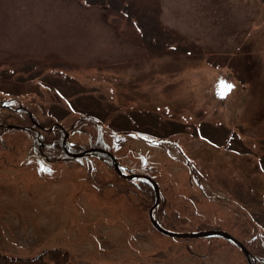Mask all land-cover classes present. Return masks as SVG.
I'll list each match as a JSON object with an SVG mask.
<instances>
[{
    "label": "rangeland",
    "instance_id": "374dc122",
    "mask_svg": "<svg viewBox=\"0 0 264 264\" xmlns=\"http://www.w3.org/2000/svg\"><path fill=\"white\" fill-rule=\"evenodd\" d=\"M91 1L0 0V100L60 127L95 110L119 131L109 142L122 170L158 184L164 228L224 231L262 259L264 3ZM220 81L234 85L223 96ZM176 123L186 130L165 135ZM27 140L0 136V264H247L219 236L158 232L136 196L98 191L73 160L24 162Z\"/></svg>",
    "mask_w": 264,
    "mask_h": 264
},
{
    "label": "trees",
    "instance_id": "16d2710c",
    "mask_svg": "<svg viewBox=\"0 0 264 264\" xmlns=\"http://www.w3.org/2000/svg\"><path fill=\"white\" fill-rule=\"evenodd\" d=\"M260 1L264 3V0ZM101 3L109 7H111L110 4L115 3V5L117 4L116 7L118 12L124 10L131 12L128 6V2L126 1L123 3V7L121 6L122 2L116 3V0H94L89 4ZM144 14L150 16V20L154 19L156 22V10H144ZM157 26L160 25L157 24ZM153 29L154 28L150 25L147 26L146 24H141V37L144 38L146 35H148L150 37V40L147 41V44H151L153 45V47H156L158 46L159 42V32H154ZM165 43V45L168 47V43ZM163 49H166L164 45ZM37 110L39 109L31 110L29 107H27L26 109L20 108V104L16 99L9 98L0 100V136L4 131H11L14 129L25 133L28 139V150L26 152L24 162H26L27 160H29L30 162H34L35 160H37L42 161L43 163H53L61 160H73L75 164L83 166L86 172V179L90 181L93 186L98 189V191H102L105 188H112L115 194L125 193L128 196L132 194L136 196L139 201L136 203L137 207H139L143 211H148V209L154 203V192L150 183L144 179H139L137 180V182H135L118 176L113 169L110 157L107 154L97 150H107L114 154L115 150L111 146V142H109V139L110 137L113 138L114 135H117L119 132L118 130L115 129L116 131L114 130V133L109 132L106 123L104 124L103 120L100 119L102 117L98 118L93 115L95 113L98 114V112H96L95 110H93L95 113H83L74 115L73 124H61L62 129L55 126L56 119L53 118L51 114L43 116L44 119L41 120L39 117L40 113L36 112ZM29 111L33 114L34 119L40 124L39 127L37 125H34L32 120L30 119ZM11 124L19 125L22 127L8 129L7 126ZM121 126L127 127L124 124H122ZM186 126L187 125L185 123L181 126L176 123L173 125L174 129L166 132L167 134L165 135L169 136L171 134L173 135L175 133L184 132V130H186ZM192 129V131L194 132L197 130L196 128ZM63 130L69 132L66 146L70 152H82L88 149H93L95 151L90 152L83 157L93 156L95 159L87 161L81 160L83 157H68L63 149ZM71 135H76L81 139V142L74 148H71ZM142 136H144L142 135V132L141 135H136V137L138 138ZM102 170L105 172V176ZM108 170L112 173V178L107 176L108 173L106 171ZM120 184H122V187H118ZM160 204L161 203H159L158 208L154 211V214L159 223V216H165V211L162 207L160 209ZM262 262L264 264V258L262 259Z\"/></svg>",
    "mask_w": 264,
    "mask_h": 264
},
{
    "label": "water",
    "instance_id": "95a60500",
    "mask_svg": "<svg viewBox=\"0 0 264 264\" xmlns=\"http://www.w3.org/2000/svg\"><path fill=\"white\" fill-rule=\"evenodd\" d=\"M9 127H13V126H9ZM64 137H67L66 133H65ZM63 149L66 151V153L69 156H72V157L82 156V155H84L85 153L88 152L87 151V152H83V153H80V154L68 152L67 149H66V146H65V139L63 141ZM98 151L107 154L111 158L112 163H113V168L120 176L126 177L128 179H135V178H139V177H144L148 181H150V183H151V185L153 187V190H154L155 201H154V204L152 205V207L148 210V218H149L152 226L158 232H160V233H162L164 235L171 236V237H176V238H186V237H197V238H200V237L218 235V236H220V237H222L224 239H228V240L232 241L233 243H235L242 250V252L244 253L247 263L248 264H253V261H252L250 255H249L248 250L243 246L242 243H240L236 238H234L232 235H230L227 232L220 231V230H203V231H198V232H182V233H180V232H174V231L167 230V229L163 228L157 222L156 218L153 215L154 209L157 207V205L159 203V188H158L157 184L151 178H149L147 176L125 175V174H123L121 172V170L119 169L118 162L115 160V158L112 156V154H110L108 151H104V150H98Z\"/></svg>",
    "mask_w": 264,
    "mask_h": 264
},
{
    "label": "snow or ice",
    "instance_id": "6c2138e0",
    "mask_svg": "<svg viewBox=\"0 0 264 264\" xmlns=\"http://www.w3.org/2000/svg\"><path fill=\"white\" fill-rule=\"evenodd\" d=\"M219 87L221 89V95L223 96L227 93V91H230L234 87V85L228 84L224 81H220Z\"/></svg>",
    "mask_w": 264,
    "mask_h": 264
}]
</instances>
